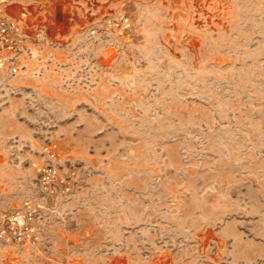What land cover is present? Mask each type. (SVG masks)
I'll list each match as a JSON object with an SVG mask.
<instances>
[{"label": "rangeland", "instance_id": "obj_1", "mask_svg": "<svg viewBox=\"0 0 264 264\" xmlns=\"http://www.w3.org/2000/svg\"><path fill=\"white\" fill-rule=\"evenodd\" d=\"M0 54V264H264V0H115Z\"/></svg>", "mask_w": 264, "mask_h": 264}, {"label": "crops", "instance_id": "obj_2", "mask_svg": "<svg viewBox=\"0 0 264 264\" xmlns=\"http://www.w3.org/2000/svg\"><path fill=\"white\" fill-rule=\"evenodd\" d=\"M115 0H7L6 14L19 19L25 27H49L51 38L63 39L55 32L61 26L86 24L88 14L102 11Z\"/></svg>", "mask_w": 264, "mask_h": 264}, {"label": "built area", "instance_id": "obj_3", "mask_svg": "<svg viewBox=\"0 0 264 264\" xmlns=\"http://www.w3.org/2000/svg\"><path fill=\"white\" fill-rule=\"evenodd\" d=\"M7 0H0V54L4 51L16 53L24 40L22 22L6 14Z\"/></svg>", "mask_w": 264, "mask_h": 264}]
</instances>
